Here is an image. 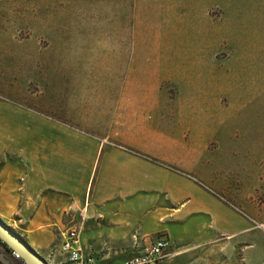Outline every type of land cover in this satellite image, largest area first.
Masks as SVG:
<instances>
[{
    "label": "crops",
    "instance_id": "1",
    "mask_svg": "<svg viewBox=\"0 0 264 264\" xmlns=\"http://www.w3.org/2000/svg\"><path fill=\"white\" fill-rule=\"evenodd\" d=\"M132 14L131 59L104 115L105 134L0 99V159L16 157L0 162V218L47 260L54 229L70 214L94 264H118L157 236L168 237L172 248L158 264H224L253 240L254 225L207 189L223 190L217 150L208 142L219 141L232 114L264 96L262 83H251L264 81V0H132ZM176 18L184 40L193 29L200 42L139 46L142 24L164 33ZM158 63L183 66L168 77L182 80L177 96L128 88L134 74L153 76Z\"/></svg>",
    "mask_w": 264,
    "mask_h": 264
},
{
    "label": "rangeland",
    "instance_id": "2",
    "mask_svg": "<svg viewBox=\"0 0 264 264\" xmlns=\"http://www.w3.org/2000/svg\"><path fill=\"white\" fill-rule=\"evenodd\" d=\"M132 26V0H0V99L58 118L85 133L105 134L104 115L111 111L115 99L111 95L122 88L131 59ZM168 26L172 31L153 34L142 24L139 46L168 39L180 44L201 40L200 32L193 29L184 40L179 18ZM225 52L218 53L216 61L224 59ZM154 68L153 76L141 80L134 74L128 88L157 87L177 96L182 80L168 77L170 72L181 74L183 66L158 63ZM251 83L257 87L262 83L264 88V81ZM256 102L224 122L219 141L211 138L208 142V150H217L213 163L223 190L207 189L254 225L253 240L240 245L249 249L239 247L238 254L223 258L224 264H264V96ZM69 114L76 120L71 121ZM8 158L16 157L4 154L0 162ZM76 223L68 214L55 227L50 263L63 262V233L79 228Z\"/></svg>",
    "mask_w": 264,
    "mask_h": 264
},
{
    "label": "built area",
    "instance_id": "3",
    "mask_svg": "<svg viewBox=\"0 0 264 264\" xmlns=\"http://www.w3.org/2000/svg\"><path fill=\"white\" fill-rule=\"evenodd\" d=\"M64 238L60 244V252L64 257L61 264H94V257L84 250L81 242L80 228L72 227L63 233ZM171 247V241L166 236H160L153 240L141 253L125 259L118 264H158L167 258ZM13 259L21 264H26L20 255L11 250Z\"/></svg>",
    "mask_w": 264,
    "mask_h": 264
},
{
    "label": "water",
    "instance_id": "4",
    "mask_svg": "<svg viewBox=\"0 0 264 264\" xmlns=\"http://www.w3.org/2000/svg\"><path fill=\"white\" fill-rule=\"evenodd\" d=\"M0 240L18 253L26 264H52L43 257L21 234L0 218ZM3 264H14L0 251Z\"/></svg>",
    "mask_w": 264,
    "mask_h": 264
},
{
    "label": "flooded vegetation",
    "instance_id": "5",
    "mask_svg": "<svg viewBox=\"0 0 264 264\" xmlns=\"http://www.w3.org/2000/svg\"><path fill=\"white\" fill-rule=\"evenodd\" d=\"M0 251L3 252L7 256V258H9V260L12 263L21 264L19 261L13 259L12 255H11V249L5 243H3L1 240H0ZM0 264H3V263L0 261Z\"/></svg>",
    "mask_w": 264,
    "mask_h": 264
},
{
    "label": "trees",
    "instance_id": "6",
    "mask_svg": "<svg viewBox=\"0 0 264 264\" xmlns=\"http://www.w3.org/2000/svg\"><path fill=\"white\" fill-rule=\"evenodd\" d=\"M141 156H143V157H145L146 159H151V160H153L154 162H157L158 164H160V165H163V166H165V167H167V168H170V169H172V170H175V171H179L180 172V170H178L177 168H175V167H173V166H170V165H167V164H165V163H163V162H160V161H158V160H156V159H154V158H151V157H149V156H147V155H145V154H141V153H139Z\"/></svg>",
    "mask_w": 264,
    "mask_h": 264
}]
</instances>
